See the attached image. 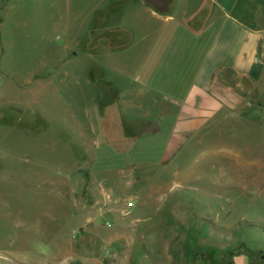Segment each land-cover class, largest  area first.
<instances>
[{
    "label": "rangeland",
    "instance_id": "1",
    "mask_svg": "<svg viewBox=\"0 0 264 264\" xmlns=\"http://www.w3.org/2000/svg\"><path fill=\"white\" fill-rule=\"evenodd\" d=\"M181 1L175 18L194 8ZM115 19L145 31L159 22L107 0H0V261L42 252L70 264H264L254 133L210 122L200 142L162 160L168 115L163 133L134 140V104L160 107L136 92L146 75L133 66L156 62L162 45L126 46ZM179 37L182 51L194 47ZM182 51L162 53L173 73Z\"/></svg>",
    "mask_w": 264,
    "mask_h": 264
},
{
    "label": "crops",
    "instance_id": "2",
    "mask_svg": "<svg viewBox=\"0 0 264 264\" xmlns=\"http://www.w3.org/2000/svg\"><path fill=\"white\" fill-rule=\"evenodd\" d=\"M107 1L109 5L120 4L126 12L134 9L138 21L143 12L149 11L159 20L149 31H145L147 28L141 22L123 25L116 19L113 22L116 36L124 38L126 46L162 45L156 62L145 57L133 66L137 76L146 75L147 85L142 84L136 92L160 107L158 114H151L141 104H134L139 109L138 115L127 119L134 140L163 133V122L170 115L162 160L173 159L187 143L200 142L210 134L206 128L216 121L239 126L240 134L254 133L252 157L264 158V0H193V10L180 8L176 18L170 8L176 0ZM181 2L178 0L179 7ZM186 33L195 44L182 51L184 42L173 43L172 39L180 35V40ZM167 47L182 51L183 64L175 73L171 59L162 55ZM159 63L164 65L160 68ZM171 81L173 85L167 86ZM122 100L118 92L110 110L118 109ZM240 148L236 157H241L243 148L251 149L247 144ZM37 255L28 263L0 261V264H70L66 257L56 254L37 252Z\"/></svg>",
    "mask_w": 264,
    "mask_h": 264
},
{
    "label": "trees",
    "instance_id": "3",
    "mask_svg": "<svg viewBox=\"0 0 264 264\" xmlns=\"http://www.w3.org/2000/svg\"><path fill=\"white\" fill-rule=\"evenodd\" d=\"M263 257H264V255H263Z\"/></svg>",
    "mask_w": 264,
    "mask_h": 264
}]
</instances>
